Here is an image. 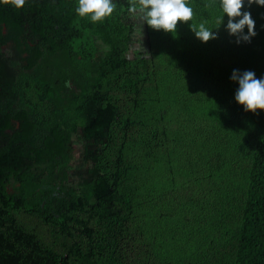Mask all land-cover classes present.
<instances>
[{"label":"trees","instance_id":"obj_1","mask_svg":"<svg viewBox=\"0 0 264 264\" xmlns=\"http://www.w3.org/2000/svg\"><path fill=\"white\" fill-rule=\"evenodd\" d=\"M204 1L199 0L201 6ZM113 3L112 15L93 23L76 13L78 0H25L22 8L0 2V264H137L155 244L156 233L150 237L136 223L130 194L122 188L124 155L138 140L136 117L127 119L113 183L98 165L100 146L110 140V128L120 116L111 84L127 71L137 28L138 12L128 11L129 0ZM208 4V19L217 22L223 14L219 0ZM242 11H249L255 22L264 18V6L249 7L247 0ZM168 40H173L170 33ZM244 42L246 56L251 44ZM8 43L13 60L6 55ZM147 43L153 53L154 43ZM182 58L172 63L165 58L166 69L157 67L160 81L145 79L147 90L161 87L162 105L185 77ZM141 92L136 90V109H153L155 116L154 104L138 98ZM41 102L48 114L41 113ZM235 105L234 113L241 109ZM165 106L166 134L177 125ZM251 117L252 131L241 137L226 131L225 117H205L200 126L207 131L202 144L207 139L213 147L211 159L222 151L234 158L224 187L210 190L213 208L227 211L226 227L218 230L223 236L219 249L223 254L230 250L233 264H264V110ZM74 139L82 142L83 163L71 180ZM146 261L155 264L150 257Z\"/></svg>","mask_w":264,"mask_h":264},{"label":"rangeland","instance_id":"obj_2","mask_svg":"<svg viewBox=\"0 0 264 264\" xmlns=\"http://www.w3.org/2000/svg\"><path fill=\"white\" fill-rule=\"evenodd\" d=\"M208 1L205 0L201 6L199 0H187L193 8L192 20L198 24L205 23L215 34V38L207 42L196 37L189 26L192 21L178 22L175 32H157L144 24L142 13L138 12L135 16L137 28L133 33L135 42L128 52L130 64L126 73L111 84L110 97L118 105L120 116L110 128V140L100 146L98 165L113 183L116 158L124 139L127 119L136 117L140 122L136 127L138 140L129 145L124 155L122 188L130 194L136 223L145 228L150 237L151 232L156 233L153 240L155 244L148 246L152 253L146 249L137 258V264H147L148 257L155 264H233L229 259L230 250L228 254L226 251L223 254V250L219 249L223 247L220 240L223 236L218 230L226 227L223 215L227 211L213 208L210 190L212 193L216 185L224 187L229 180L227 175H231L228 164H232L234 158L222 151L211 159L212 151L209 150L213 147H208L207 139L202 144L201 136L205 137L207 131L202 132L200 126L205 117L210 121L225 117L226 131L234 136L238 133L241 137L242 134L247 135L249 129L252 131L254 117L251 116L259 113L260 109L256 112L245 111L244 106L235 100L238 81L230 77L233 70L238 69L240 72L251 70L255 72L256 78H264V18H256L257 34L251 38V52L245 56L243 51L246 43H237V37L226 30L228 17L224 18L219 28L212 18L209 21L211 6ZM215 1L211 0V3ZM247 31L245 28L244 32ZM167 33L172 34L173 40L165 41ZM182 33L191 37L182 41L179 38ZM147 40L154 43L153 53ZM10 45L8 43L6 46V55L13 60L15 55ZM179 53L183 55L180 69L185 77L180 83L178 81L176 87L173 86L171 99L163 104L169 117L173 118L172 125H177L168 129L169 132L167 130L168 138L167 133L162 132L164 121L166 124L168 119L162 121L166 113L161 109V87L158 92L149 91L145 79L151 76L150 80L160 81L159 75L162 73L157 67L165 70V58L171 59L172 63L177 57L181 58ZM161 59L164 66L160 63ZM140 88L142 92L138 98L147 101L146 104L149 102L148 105L154 104L156 117L153 109H150L153 112L151 118L148 109L146 112H141L140 107V110L136 109L134 98L137 96L136 90ZM40 104L43 106H40L41 113L48 114V107L42 102ZM235 104L243 110L234 113L237 109ZM144 113L145 116L141 118L140 115ZM143 120L147 121L146 124ZM222 124L220 126L223 128ZM231 143L240 150L239 144L235 141ZM218 146L215 148L220 150ZM72 147L74 157L70 164V179L76 180L83 163L82 142L74 139ZM169 178L177 179L171 181Z\"/></svg>","mask_w":264,"mask_h":264},{"label":"clouds","instance_id":"obj_3","mask_svg":"<svg viewBox=\"0 0 264 264\" xmlns=\"http://www.w3.org/2000/svg\"><path fill=\"white\" fill-rule=\"evenodd\" d=\"M0 2L11 3L16 8H22L25 4V0H0ZM253 3L264 6V0H247L249 7ZM244 5L245 0H219L223 14L217 21L218 28L223 24L227 14L226 30L230 35L237 37V43L250 42L251 38L257 34L251 13L242 11ZM115 8L113 0H78L75 11L79 16L87 17L91 22L96 23L111 16ZM128 11L142 13V18L147 25L155 30L175 32L178 22L192 21L189 26L197 38L203 42L215 38V34L206 27L205 23L201 22L197 25L192 20L193 8L187 0H129ZM246 26L247 33L244 32ZM230 79L238 81L239 88L235 92V100L244 106L245 111L264 110V78H256L255 72L251 70L240 72L234 69Z\"/></svg>","mask_w":264,"mask_h":264}]
</instances>
